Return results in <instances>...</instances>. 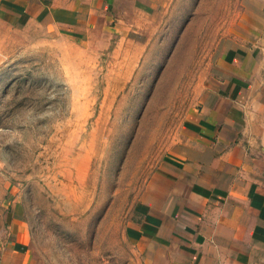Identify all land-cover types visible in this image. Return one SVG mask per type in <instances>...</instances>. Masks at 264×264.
Listing matches in <instances>:
<instances>
[{
  "label": "rangeland",
  "instance_id": "1",
  "mask_svg": "<svg viewBox=\"0 0 264 264\" xmlns=\"http://www.w3.org/2000/svg\"><path fill=\"white\" fill-rule=\"evenodd\" d=\"M118 3L93 17L0 13V177L35 264H139L126 224L241 12L239 0Z\"/></svg>",
  "mask_w": 264,
  "mask_h": 264
},
{
  "label": "crops",
  "instance_id": "2",
  "mask_svg": "<svg viewBox=\"0 0 264 264\" xmlns=\"http://www.w3.org/2000/svg\"><path fill=\"white\" fill-rule=\"evenodd\" d=\"M118 5L0 0V13L86 17L123 13ZM239 7L126 224L139 264H264V0H239ZM4 182L0 264H35L27 223L15 202L6 204Z\"/></svg>",
  "mask_w": 264,
  "mask_h": 264
}]
</instances>
